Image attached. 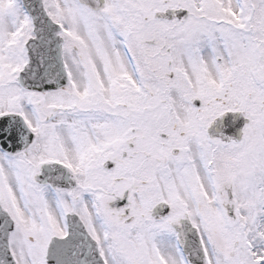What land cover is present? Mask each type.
Here are the masks:
<instances>
[{
	"label": "snow or ice",
	"instance_id": "obj_1",
	"mask_svg": "<svg viewBox=\"0 0 264 264\" xmlns=\"http://www.w3.org/2000/svg\"><path fill=\"white\" fill-rule=\"evenodd\" d=\"M0 264H264V0H0Z\"/></svg>",
	"mask_w": 264,
	"mask_h": 264
}]
</instances>
